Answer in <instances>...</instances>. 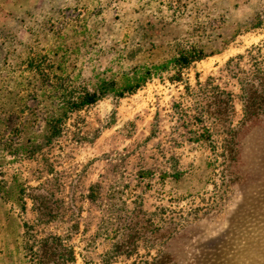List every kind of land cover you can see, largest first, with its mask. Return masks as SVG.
<instances>
[{
  "label": "rangeland",
  "instance_id": "obj_1",
  "mask_svg": "<svg viewBox=\"0 0 264 264\" xmlns=\"http://www.w3.org/2000/svg\"><path fill=\"white\" fill-rule=\"evenodd\" d=\"M263 12L264 0H0V264H264V113L245 119L228 71L264 42ZM179 45L207 57L56 127V94L28 69L76 101Z\"/></svg>",
  "mask_w": 264,
  "mask_h": 264
},
{
  "label": "trees",
  "instance_id": "obj_2",
  "mask_svg": "<svg viewBox=\"0 0 264 264\" xmlns=\"http://www.w3.org/2000/svg\"><path fill=\"white\" fill-rule=\"evenodd\" d=\"M254 29H264V12L259 14L255 19ZM207 57L205 49L192 45L190 47L179 45L177 55L168 63L161 66L153 67H135L131 73L125 77V84L122 89H118L116 81H104L94 91L89 92L84 89L77 97L76 101H71L69 97L65 99V91L67 96H70L75 92L72 85L65 86V84H56L57 77L54 75L52 78L50 75L44 73L41 66H36L34 62L29 63L28 69L35 72L36 77H40V88H51L56 94V102H58L59 114L50 116L49 124L51 127H56L61 122V113L68 114L80 110L83 107L96 105L101 101L102 97L115 93L120 97L125 94H130L136 90L144 87L149 81L158 76L163 68L167 69L168 66L176 68V75L171 79L172 81H179L182 79L181 72L190 67L192 64L202 61ZM246 61L247 65L251 68L249 71L241 69V63ZM36 66V67H35ZM32 68V69H31ZM228 71L235 78H239L241 82L242 91V104L245 119L250 120L255 116H259L264 113V42L253 46L247 51L246 55H240L236 59H233L228 64ZM239 75H242L240 77ZM58 89V90H57ZM58 92H62L60 95ZM38 94V91H37ZM228 108H233L232 98L228 100ZM55 120V121H54ZM54 121L55 124L50 123Z\"/></svg>",
  "mask_w": 264,
  "mask_h": 264
}]
</instances>
